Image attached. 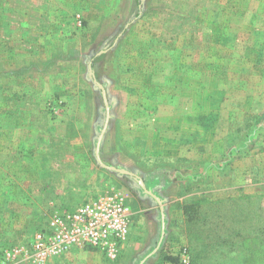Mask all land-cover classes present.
Segmentation results:
<instances>
[{"label": "rangeland", "instance_id": "obj_1", "mask_svg": "<svg viewBox=\"0 0 264 264\" xmlns=\"http://www.w3.org/2000/svg\"><path fill=\"white\" fill-rule=\"evenodd\" d=\"M0 164V264L117 195V255L54 264H264V0H0ZM242 172L260 198L226 204Z\"/></svg>", "mask_w": 264, "mask_h": 264}, {"label": "built area", "instance_id": "obj_2", "mask_svg": "<svg viewBox=\"0 0 264 264\" xmlns=\"http://www.w3.org/2000/svg\"><path fill=\"white\" fill-rule=\"evenodd\" d=\"M129 207L123 196L89 200L73 211L54 217L47 229L35 233L31 264H54L58 257L76 249L94 248L115 257L120 242L129 234ZM22 251L6 250L5 259Z\"/></svg>", "mask_w": 264, "mask_h": 264}, {"label": "crops", "instance_id": "obj_3", "mask_svg": "<svg viewBox=\"0 0 264 264\" xmlns=\"http://www.w3.org/2000/svg\"><path fill=\"white\" fill-rule=\"evenodd\" d=\"M227 151H228V155H229L231 152H233L235 150L231 149V150H227ZM230 155L233 157L235 155V153H232ZM249 155H251V153ZM249 161H250V158L247 155L246 157H244V159L241 162H239L240 163L239 168L241 167V169L246 168V170H249L248 169L249 168L248 167ZM236 165H238V164H234L232 167L234 168V167H236ZM1 169H2V166L0 164V170ZM241 169H238V170H241ZM244 174H245V172H242V175L240 174L241 177H239L237 179L234 178V179L227 180V182L230 184H228L226 182L227 183L226 186H230V188L232 190L229 193H227V191H226V194H224V196H223L226 204H230V203L234 204L235 202H241L242 203L243 199H247V202H248L249 199L252 200L254 198L255 199L260 198V196L258 195V191L260 192V190L258 189V187L255 186L257 184H255L253 182V180H247L248 178L245 179L246 177L243 178L245 176ZM7 201H8L7 199H5V200L1 199L0 200V202L2 204V205H0V212H2L4 216L6 214H8V210H7L8 208H6V206L8 204H6V203H9V202H7ZM257 233H258V229H257ZM257 236H258V234H257ZM249 242H251L249 245H248V242H246V249L256 251V255L259 256V254H261L260 252L262 251V249H264V247L260 245V242L258 241V237H256L255 239H251V241H249ZM238 248H239V245H238ZM241 248L242 249L244 248L242 246V244H241ZM225 250L226 251L228 250L227 247ZM261 261H264V257L261 259Z\"/></svg>", "mask_w": 264, "mask_h": 264}, {"label": "water", "instance_id": "obj_4", "mask_svg": "<svg viewBox=\"0 0 264 264\" xmlns=\"http://www.w3.org/2000/svg\"><path fill=\"white\" fill-rule=\"evenodd\" d=\"M98 85H99V87L102 90V94H103V97H104V100H105V103H106V110H107V120H106V123L104 125V128L102 130V133H101V136L99 138L98 145H97V155L99 156V154H100V141L102 140V138L104 136V133H105L107 125H108V121L110 119V107H109V104H108V100H107V97H106V90H105L104 86L102 84H100V83ZM120 171L125 172V173H129L126 170H120ZM140 183L144 187V182L142 180L140 181ZM146 191L148 193L152 194L161 203V200H160L159 196L155 195L151 190L146 189Z\"/></svg>", "mask_w": 264, "mask_h": 264}, {"label": "trees", "instance_id": "obj_5", "mask_svg": "<svg viewBox=\"0 0 264 264\" xmlns=\"http://www.w3.org/2000/svg\"><path fill=\"white\" fill-rule=\"evenodd\" d=\"M0 205H2L1 202H0ZM3 217H4L3 213L0 212V222H1ZM257 234H258V236H257ZM257 234L254 236V239L256 237H258V241L260 242V245L264 247V229L263 230H258ZM251 239H253V238H251ZM170 260L175 262V261H177V258H170Z\"/></svg>", "mask_w": 264, "mask_h": 264}]
</instances>
